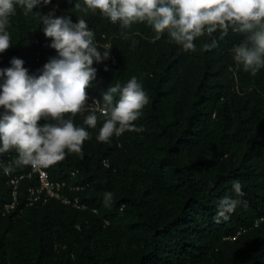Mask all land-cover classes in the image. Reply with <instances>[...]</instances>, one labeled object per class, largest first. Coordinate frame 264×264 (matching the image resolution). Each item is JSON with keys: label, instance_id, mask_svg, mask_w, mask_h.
<instances>
[{"label": "trees", "instance_id": "1", "mask_svg": "<svg viewBox=\"0 0 264 264\" xmlns=\"http://www.w3.org/2000/svg\"><path fill=\"white\" fill-rule=\"evenodd\" d=\"M76 3L41 0L25 15L14 0L10 47L0 53V68L16 57L29 75H40L58 56L43 17L84 19L97 49L113 56L94 62L87 94L103 102L111 86L137 77L149 98L133 122L142 130L100 142V115L91 128L84 124L90 113L65 114L91 138L82 155L65 149L63 160L41 168L52 181L81 187L73 195L84 210L56 200L26 207L35 179H22L17 203L5 211L12 197L4 169L11 166L14 177L28 166L14 163L15 149L0 153V264H264V223L236 236L264 213V68L253 75L232 53L246 34L218 30L185 51L167 30L157 37L146 21L121 29L99 9ZM213 40L216 47L205 50ZM236 180L243 196L233 189ZM225 196L243 203L216 223Z\"/></svg>", "mask_w": 264, "mask_h": 264}, {"label": "clouds", "instance_id": "2", "mask_svg": "<svg viewBox=\"0 0 264 264\" xmlns=\"http://www.w3.org/2000/svg\"><path fill=\"white\" fill-rule=\"evenodd\" d=\"M47 5L51 0H42ZM25 15L41 0H15ZM87 9H99L121 29L133 22H147L159 37L167 30L169 40L194 51V41L209 37L216 31L227 34L229 29L246 34L232 49L233 58L245 71L255 75L264 68V0H83ZM77 0L76 8H80ZM15 14L14 0H0V53L10 47L7 31L10 15ZM43 31L52 38L50 47L57 57L42 66L41 74L29 75L22 59L13 57L10 67L0 68V153L15 149L17 166L47 167L65 158V149L82 155V144L91 138L82 127H75L66 113L73 116L90 112L84 124L95 128L103 124L96 139L109 142L112 136L125 131H141L134 121L142 115L149 98L143 85L133 76L126 83H116L103 94V102L88 105L85 89L95 78L94 62L109 58L110 50L101 53L94 43V33L84 19L73 22L70 17H43ZM216 47V41L205 44V50ZM107 67L105 71H107ZM100 114V117L97 116ZM44 119L42 125L39 121ZM51 121V122H49ZM5 173L11 171L6 167ZM237 196H243L238 180L233 181ZM106 201L111 193H106ZM242 200L225 196L219 201L216 223L227 220Z\"/></svg>", "mask_w": 264, "mask_h": 264}, {"label": "built area", "instance_id": "3", "mask_svg": "<svg viewBox=\"0 0 264 264\" xmlns=\"http://www.w3.org/2000/svg\"><path fill=\"white\" fill-rule=\"evenodd\" d=\"M105 48H109L107 44L104 45ZM113 59V56L109 54L107 61ZM86 91V90H85ZM87 94V91H86ZM88 100L86 103L88 105L93 104L97 98L91 97L87 94ZM88 112V111H85ZM90 113V112H88ZM97 115H100L97 113ZM42 125V124H41ZM9 177V186L11 188V204L5 206V211H8L14 207L18 199V183L22 179H35V185L28 187L25 193V206L34 207L38 205H46L51 200L59 201L61 204L70 206L76 210H84L86 207L83 204H80L77 196L73 195L74 192L81 190L79 186L68 185L64 181H52L50 180L47 172L40 168H33L28 165V171L26 174L16 175L10 177L9 173H5ZM73 175V174H72ZM261 223H264V213L256 218L252 224L248 227L240 229L236 236L246 233L247 231L258 227ZM235 237L229 238V240H234Z\"/></svg>", "mask_w": 264, "mask_h": 264}]
</instances>
